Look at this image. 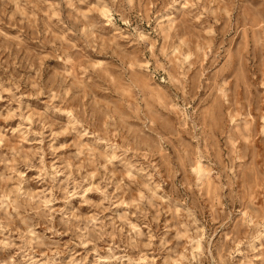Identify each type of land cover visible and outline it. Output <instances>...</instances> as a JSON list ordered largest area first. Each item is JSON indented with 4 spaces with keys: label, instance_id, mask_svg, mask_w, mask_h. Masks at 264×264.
<instances>
[{
    "label": "clouds",
    "instance_id": "1",
    "mask_svg": "<svg viewBox=\"0 0 264 264\" xmlns=\"http://www.w3.org/2000/svg\"><path fill=\"white\" fill-rule=\"evenodd\" d=\"M0 264H264V0H0Z\"/></svg>",
    "mask_w": 264,
    "mask_h": 264
}]
</instances>
